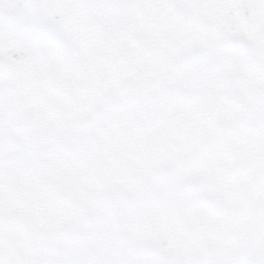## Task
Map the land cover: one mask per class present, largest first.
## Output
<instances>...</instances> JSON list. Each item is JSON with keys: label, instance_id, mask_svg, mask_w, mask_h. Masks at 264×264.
I'll return each mask as SVG.
<instances>
[{"label": "snow or ice", "instance_id": "obj_1", "mask_svg": "<svg viewBox=\"0 0 264 264\" xmlns=\"http://www.w3.org/2000/svg\"><path fill=\"white\" fill-rule=\"evenodd\" d=\"M0 264H264V0H0Z\"/></svg>", "mask_w": 264, "mask_h": 264}]
</instances>
